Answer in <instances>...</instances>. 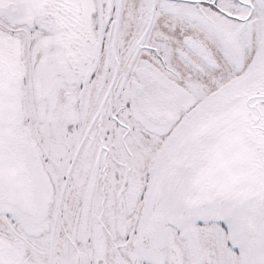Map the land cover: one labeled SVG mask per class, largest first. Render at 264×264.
<instances>
[{
	"label": "snow or ice",
	"instance_id": "1",
	"mask_svg": "<svg viewBox=\"0 0 264 264\" xmlns=\"http://www.w3.org/2000/svg\"><path fill=\"white\" fill-rule=\"evenodd\" d=\"M0 264H264V0H0Z\"/></svg>",
	"mask_w": 264,
	"mask_h": 264
}]
</instances>
